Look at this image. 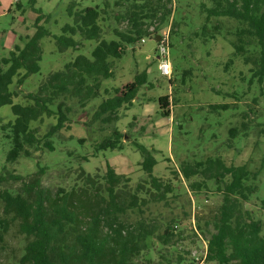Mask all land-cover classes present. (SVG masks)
Listing matches in <instances>:
<instances>
[{
	"label": "trees",
	"instance_id": "16d2710c",
	"mask_svg": "<svg viewBox=\"0 0 264 264\" xmlns=\"http://www.w3.org/2000/svg\"><path fill=\"white\" fill-rule=\"evenodd\" d=\"M209 1L211 6L201 4L199 8L206 16L198 37L204 41L214 39L213 34H206V23L211 18L233 20L237 27L231 43L232 55L251 65L249 84L253 80L264 82V0ZM126 2L129 6L119 18L126 21V28H113L110 38L102 26L104 7L97 4L77 10L70 3L65 11L72 23H65L53 38L58 50H77L81 41L86 40L95 41V47L89 56L79 54L61 69L49 73L36 91L23 94L20 88L25 80L40 70V41L50 35L39 25L43 19L40 10L32 6L37 14L34 34L0 58V107L9 105L14 116L13 121L0 124L1 143L4 145L6 140L9 146L6 163L31 158L42 149L53 152L54 140L69 131L72 124L91 132L92 125L97 126L98 132L108 130L106 136L92 144L94 154L122 149L123 134L116 126L121 112L133 106L142 87L152 84L147 82L146 70L117 88H103L102 82L115 77V63L128 49L151 35L156 40L158 26L170 14V9L160 5L161 0H156V5L149 0ZM151 25H155L153 32L149 31ZM167 45L169 49L168 38ZM168 82L172 83L170 79ZM21 93L25 104L13 103V98ZM96 98L101 99L99 104L90 105ZM171 98L172 94L157 99L162 117L170 116ZM208 107L213 113L230 108L221 103ZM243 116L238 127L228 129V141L235 140L240 132L241 138L246 136ZM43 118H54L55 123L48 124L46 132L40 135L32 123L42 122ZM78 142L84 143V139L79 138ZM136 147L142 156L139 165L145 176L134 187L129 185V178L106 164L101 178L80 170V185L69 190L58 188L51 193L41 188L38 178L25 182L18 191L0 190V264H196L191 249L183 246L199 248L197 242L205 231L208 236L203 239V263L264 264L263 222L254 217L252 209L246 208L257 190V173H252L246 164L227 165L217 156L196 160L192 165L183 162L181 176L194 194L211 181L221 198L213 216L203 223L204 228L198 219L184 237L183 226L175 216H161V207L176 197L178 186L155 177L157 160L152 152L140 144ZM82 159L87 161L84 156ZM260 167L264 170V159ZM261 206L264 208V198ZM12 226L16 228L17 241L16 246L10 247ZM154 253L158 255L157 261Z\"/></svg>",
	"mask_w": 264,
	"mask_h": 264
},
{
	"label": "rangeland",
	"instance_id": "374dc122",
	"mask_svg": "<svg viewBox=\"0 0 264 264\" xmlns=\"http://www.w3.org/2000/svg\"><path fill=\"white\" fill-rule=\"evenodd\" d=\"M28 1L30 2L0 0V58L7 56L15 44L22 46L25 38L34 34L37 14L33 8L40 10L43 19L39 25L50 34L40 41V70L25 80L20 88L23 94L36 91L39 83L49 73L61 69L79 54L89 56L90 50L95 47V41L86 40L81 41L77 50H58L53 38L60 33V28L65 23H72L65 11L70 3L77 10L97 4L104 7L102 26L107 38L111 37L113 28L124 30L127 25L126 21L119 19L120 14L123 15L129 6L126 0H36L35 4ZM149 1L156 5V0ZM18 4L19 7L16 6ZM201 4L211 6L209 0L160 2L161 6L170 9V14L157 30L159 36L168 38V60L171 66L169 78L158 71L157 42L151 39L154 38L151 35V38L145 37L133 49H128L115 63V77L102 82L103 88H117L146 70L147 82L152 84L151 87L146 86L147 84L142 87L133 106L121 112L122 117L116 124L123 134L121 150L99 151L94 154L92 144L106 136L108 130L98 132L97 126L92 125L91 132L81 125L72 124L69 131L60 133L54 140L53 152L38 150L31 158H20L15 163L8 164L4 160L9 146L6 140H3L5 144L2 145L0 138V190L18 191L25 182H31L35 178L39 179L41 188L51 193H55L58 188L69 190L80 185L77 180L80 170L101 178L106 164L117 174L129 178V185L134 187L145 176L139 165L142 156L136 147V144H140L149 149L157 160L153 175L165 183L171 182L178 186L174 192L176 197L170 198L168 205L163 204L161 207V216H175L183 226L184 237L198 219L200 226L204 228L203 223L213 216L221 198L216 193V185L211 181L199 193L194 194L180 170L184 163L192 165L196 160L211 156L220 157L227 165L246 164L252 173H257L254 181L257 190L250 196L246 208L254 211V217L263 222L264 230V208L261 206L264 198V170L260 167L261 160L264 159V82L253 80L249 84L251 65L232 55L234 50L231 43L235 40L237 27L233 20L211 18L206 23V34H213L214 39L204 41L203 37H198L206 16L199 9ZM155 25L149 27L150 32H153ZM229 60L231 63H228ZM22 93L13 98V103L25 104ZM170 94V116L162 117L157 99ZM100 100L96 98L90 105L96 106ZM218 103L227 104L230 108L211 112L208 105ZM243 114L246 118L244 122L247 123L244 131L246 136L241 138L240 132L235 140L228 141V129L238 127L243 121ZM13 120L10 106L0 107V124ZM50 123H55L54 118H43L42 122L32 123V126L42 135ZM79 138L84 139V143H79ZM71 151L73 155H67ZM83 156L87 161L82 159ZM195 180L200 178L195 177ZM10 233L9 245L13 247L17 241L14 226ZM206 236L208 231L201 234V240L197 242L199 248H183L191 249L190 255L196 251V255L202 257L203 239ZM154 257L157 261V253H154ZM5 258L10 256L5 255Z\"/></svg>",
	"mask_w": 264,
	"mask_h": 264
},
{
	"label": "built area",
	"instance_id": "2783aa9c",
	"mask_svg": "<svg viewBox=\"0 0 264 264\" xmlns=\"http://www.w3.org/2000/svg\"><path fill=\"white\" fill-rule=\"evenodd\" d=\"M162 37L163 38L159 40L157 46V61H158L157 67H158V71L162 76L169 78L171 75V66L168 60L169 49L167 45V37L166 36H162ZM143 41L144 40L142 39L141 42ZM204 255H205L204 251L202 257H198L196 255V251L192 253V257L197 262L196 264L203 263Z\"/></svg>",
	"mask_w": 264,
	"mask_h": 264
},
{
	"label": "water",
	"instance_id": "95a60500",
	"mask_svg": "<svg viewBox=\"0 0 264 264\" xmlns=\"http://www.w3.org/2000/svg\"><path fill=\"white\" fill-rule=\"evenodd\" d=\"M159 40H160V38H159V36H157V38H156V42H159Z\"/></svg>",
	"mask_w": 264,
	"mask_h": 264
}]
</instances>
